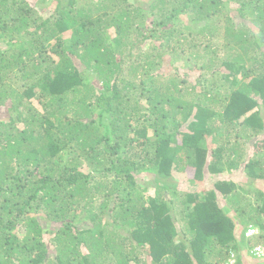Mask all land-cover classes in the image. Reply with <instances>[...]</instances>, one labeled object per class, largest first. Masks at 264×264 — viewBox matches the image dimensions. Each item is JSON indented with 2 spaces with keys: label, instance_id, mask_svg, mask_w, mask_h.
Here are the masks:
<instances>
[{
  "label": "trees",
  "instance_id": "trees-1",
  "mask_svg": "<svg viewBox=\"0 0 264 264\" xmlns=\"http://www.w3.org/2000/svg\"><path fill=\"white\" fill-rule=\"evenodd\" d=\"M41 2L0 0V264H218L249 228L264 244V192L207 179L264 180V0Z\"/></svg>",
  "mask_w": 264,
  "mask_h": 264
},
{
  "label": "rangeland",
  "instance_id": "rangeland-1",
  "mask_svg": "<svg viewBox=\"0 0 264 264\" xmlns=\"http://www.w3.org/2000/svg\"><path fill=\"white\" fill-rule=\"evenodd\" d=\"M27 1L29 3H31V4L35 3L36 7L43 6L41 0H27ZM231 7H232V11H233L231 16H233V15L237 16V13L235 12V8H234L235 5L231 6ZM250 27L254 29L253 26H250ZM216 42H217V39H216ZM219 42H222V41H219ZM178 65L180 66V64H178ZM180 69H181L180 73L184 74L189 68H183V67L180 66ZM198 75H199V73L197 71L193 70L191 72V75L187 78L188 82H192L193 83L194 81H196V79L199 77ZM249 154H252V150L251 149H249ZM243 165H242V167H243ZM245 174L246 173H245L244 170L236 169V170H234V172L232 174H225L224 176H221L220 178H219V176L218 177L210 176V177H207V179H208V181L209 180L213 181V180H216L217 178L219 180L220 179H224V178L225 179H232V180L242 184L243 188L245 189L244 191H249V190H247L249 188V184L253 182L252 183V187H251V190H252L251 192L254 193L255 198L254 197L252 198V201H254L256 199V196L259 193L264 192V180L251 181V179H249ZM143 177L145 178V182H147L150 179L148 175H143ZM171 180L172 181H170V182H172V184H176L180 188L181 192L184 191V192H198V193H201L205 188L208 187L206 185V183L208 181L200 182V185H201V187H200L199 185L198 186H192V183H193L192 178H182V177H180L178 179L174 178V179H171ZM150 189H151L150 191L154 190L153 186H151ZM247 240H249V241L251 240V242H252L251 243V247L248 248V246L244 245L242 248L239 249V252L235 251V253L237 255H239V256L241 254L245 255V257L247 259H251L250 255H249V251L252 249V247L258 241L256 240V238L247 239ZM244 251H247L248 254L247 253H242ZM251 262H252V260H251Z\"/></svg>",
  "mask_w": 264,
  "mask_h": 264
},
{
  "label": "built area",
  "instance_id": "built-area-1",
  "mask_svg": "<svg viewBox=\"0 0 264 264\" xmlns=\"http://www.w3.org/2000/svg\"><path fill=\"white\" fill-rule=\"evenodd\" d=\"M245 239H252L253 237H258L259 232L254 228H249L245 234ZM249 255L252 260V264H264V244H255L249 251ZM235 254L231 252L227 255L226 259L218 264H236Z\"/></svg>",
  "mask_w": 264,
  "mask_h": 264
},
{
  "label": "clouds",
  "instance_id": "clouds-1",
  "mask_svg": "<svg viewBox=\"0 0 264 264\" xmlns=\"http://www.w3.org/2000/svg\"><path fill=\"white\" fill-rule=\"evenodd\" d=\"M255 230H257L259 232V235H260V230L257 229V228H254ZM259 237V236H258ZM258 237H253V238H256V240L258 241ZM235 254V253H234ZM235 261H236V264H238V259H237V255L235 254ZM223 262V261H222ZM221 263V262H220Z\"/></svg>",
  "mask_w": 264,
  "mask_h": 264
},
{
  "label": "crops",
  "instance_id": "crops-1",
  "mask_svg": "<svg viewBox=\"0 0 264 264\" xmlns=\"http://www.w3.org/2000/svg\"><path fill=\"white\" fill-rule=\"evenodd\" d=\"M260 138H263L264 139V133H263V136L262 137H260ZM257 139V138H256ZM248 156H249V153H248Z\"/></svg>",
  "mask_w": 264,
  "mask_h": 264
}]
</instances>
